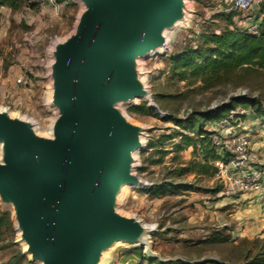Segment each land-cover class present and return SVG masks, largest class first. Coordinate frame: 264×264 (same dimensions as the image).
Segmentation results:
<instances>
[{"label":"water","instance_id":"obj_1","mask_svg":"<svg viewBox=\"0 0 264 264\" xmlns=\"http://www.w3.org/2000/svg\"><path fill=\"white\" fill-rule=\"evenodd\" d=\"M72 1L84 11L49 50L46 135L0 109V198L38 264H100L118 243L149 251L137 231L148 230L150 242L156 229L118 212L121 188L146 186L134 171L143 130L119 107L156 108L137 63L167 50L168 31L190 19L188 0Z\"/></svg>","mask_w":264,"mask_h":264},{"label":"rangeland","instance_id":"obj_2","mask_svg":"<svg viewBox=\"0 0 264 264\" xmlns=\"http://www.w3.org/2000/svg\"><path fill=\"white\" fill-rule=\"evenodd\" d=\"M33 4L28 6L23 0L17 11L0 4V109L29 121L39 136H45L54 119V109L49 106L52 95L47 77L49 50L57 40L73 33L84 6L72 0H54L47 6ZM230 4V0H188L189 22L186 27L180 25L168 31V49L138 61L136 69L156 108L148 101L119 108L130 123L143 130L145 145L135 156L134 171L146 186L129 188L120 195L117 206L122 215L141 219L156 231L150 236L151 251L118 243L106 251L100 264H148L150 260L264 264V230L249 236L242 233L259 219L237 220L217 198L222 187L215 177L214 161L220 154L217 152L218 157L209 161L212 175L195 170L181 172L180 169L192 168V163H204V156L199 147L197 151L192 147L175 148L180 143L176 134L193 137L186 126L191 114H206L214 105L241 91L258 100V106L238 107L223 123L205 121L204 129L214 133L218 128L220 131L232 128L242 134L241 125L252 127L254 121L253 127L264 131V72L248 77L241 86L223 85L209 90L201 88V83L188 85L179 81L171 72L172 56L195 47L201 35L233 29V23L227 25L222 20L232 15L228 12ZM263 7L264 0H257L247 19L261 13ZM18 79L24 82L18 83ZM169 118L179 119L185 125L178 126ZM194 125L196 128L198 123ZM254 135L255 132L251 133L250 138ZM0 215L7 217L4 222L0 220V264H38L26 253L12 207L2 203L1 198ZM261 222L263 226L264 216Z\"/></svg>","mask_w":264,"mask_h":264},{"label":"trees","instance_id":"obj_3","mask_svg":"<svg viewBox=\"0 0 264 264\" xmlns=\"http://www.w3.org/2000/svg\"><path fill=\"white\" fill-rule=\"evenodd\" d=\"M0 4L19 10L23 0H0ZM264 8V7H263ZM263 29L259 35L242 33L237 30L225 29L219 33L208 31L201 35L195 47H187L171 58V72L174 78L179 81H186L188 85L201 83V88L206 90L214 89L223 85L241 86L252 75H259L264 72V9L262 10ZM234 15L222 17L226 24L233 23ZM259 101L249 97L231 98L229 103L223 104L206 114H191L187 121V127L193 133V137L179 133L180 143L175 145L176 149L186 150L192 147L195 151L198 147L202 150L204 163H192V168L180 169L181 172H195L212 175V167H208L210 160L218 157L217 149L213 144L212 137L215 132H207L203 122L210 121V124H219L230 119L238 107H256ZM264 115V111H262ZM237 116V115H236ZM235 116V117H236ZM237 118V117H236ZM175 124L183 127L185 124L179 119L169 118ZM194 123H198L195 128ZM185 126V127H186ZM186 129V128H184ZM210 169V170H209ZM7 219L0 215L1 222ZM139 255L140 253L137 252ZM148 264H184L180 261L161 262L150 260Z\"/></svg>","mask_w":264,"mask_h":264},{"label":"built area","instance_id":"obj_4","mask_svg":"<svg viewBox=\"0 0 264 264\" xmlns=\"http://www.w3.org/2000/svg\"><path fill=\"white\" fill-rule=\"evenodd\" d=\"M28 6L33 3L47 6L54 3V0H25ZM228 12L234 15L233 29L242 33L259 35L263 29V14L256 13L253 19H247V13L253 9L257 0H230ZM250 20V23L245 22ZM18 83H23L24 79H18ZM246 97V91H241L232 98ZM230 100V99H229ZM229 100L214 105L213 109L226 104ZM244 126L241 125V129ZM244 131L238 134L236 131L225 129L221 137H214L213 144L220 154V158L214 161L216 169L215 177L222 187L224 195L238 194H264V157L256 153L251 147V138Z\"/></svg>","mask_w":264,"mask_h":264},{"label":"crops","instance_id":"obj_5","mask_svg":"<svg viewBox=\"0 0 264 264\" xmlns=\"http://www.w3.org/2000/svg\"><path fill=\"white\" fill-rule=\"evenodd\" d=\"M255 124L256 123L254 121H252V127H248V125L245 124L243 127L244 129H241V131L248 132L247 134L249 136L253 132L256 133V135L251 138V147L256 153L264 157V131L257 130V127L254 128L253 126H256ZM220 130L221 129L218 128L214 131L221 136L222 131ZM214 137H216V134ZM257 141H259V143H257ZM217 198L222 200L221 204L224 206V208L229 209L232 214L234 213V215L231 216L235 219L240 220L244 218L248 222L251 221L252 217L259 219V221L255 223L256 225H253L250 229L247 227L246 230H242L243 235L249 236L255 232L264 230V225L262 226L261 222L264 216V194L254 195L245 193L238 195H224L222 192H220Z\"/></svg>","mask_w":264,"mask_h":264},{"label":"bare ground","instance_id":"obj_6","mask_svg":"<svg viewBox=\"0 0 264 264\" xmlns=\"http://www.w3.org/2000/svg\"><path fill=\"white\" fill-rule=\"evenodd\" d=\"M186 15H187V13L183 10V13H182V17L178 20V21H176L175 23L177 24V23H179V22H183L185 19H186ZM162 37L164 38V30H163V32H162ZM164 43H163V45L161 46V47H164ZM160 49V48H159ZM8 114V113H7ZM123 114V116H124V113H122ZM10 118H12V117H16V116H12V115H8ZM125 117V116H124ZM139 140H140V143L142 142V144H143V140H144V138L142 137V136H140V138H139ZM138 151H136V153H137ZM135 153V154H136ZM121 190L122 191H128V188H126V187H123V188H121ZM138 233H137V239L142 243V244H145V246L146 247H148L149 246V244H150V242H149V237H148V233H149V231L148 230H140V232L139 231H137ZM149 251H151V250H149Z\"/></svg>","mask_w":264,"mask_h":264}]
</instances>
